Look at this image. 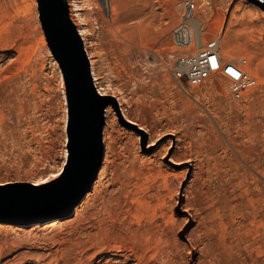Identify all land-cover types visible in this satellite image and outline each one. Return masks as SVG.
I'll return each instance as SVG.
<instances>
[{
	"label": "rangeland",
	"instance_id": "374dc122",
	"mask_svg": "<svg viewBox=\"0 0 264 264\" xmlns=\"http://www.w3.org/2000/svg\"><path fill=\"white\" fill-rule=\"evenodd\" d=\"M35 1L36 8L33 0H0V191L50 187L68 159L66 84L48 41L49 50L39 44L46 34ZM171 1L151 0L157 17L144 40L162 53L153 58L117 33L103 0H81L99 49V81L112 85L136 123L115 98L122 120L106 119L100 171L113 162L132 187L128 196L114 192L101 233L91 228L97 238L82 234L76 219L87 203L101 202L90 201L94 186L72 216L0 223V264H264V176L254 169L264 161V132L252 124L264 112V16L254 10L229 31L237 1L210 0L211 17L201 20L204 42L219 37L223 56L247 58L258 79L236 100L220 76L202 86L173 79L175 61L196 49L174 42L181 16L168 11Z\"/></svg>",
	"mask_w": 264,
	"mask_h": 264
},
{
	"label": "water",
	"instance_id": "95a60500",
	"mask_svg": "<svg viewBox=\"0 0 264 264\" xmlns=\"http://www.w3.org/2000/svg\"><path fill=\"white\" fill-rule=\"evenodd\" d=\"M37 1L43 30L66 84L69 153L61 179L50 187L34 192L21 188L0 191V223L30 214L49 220L72 216L93 189L104 161L105 110L110 104L117 107L115 98L101 95L94 84L90 61L71 19L68 1Z\"/></svg>",
	"mask_w": 264,
	"mask_h": 264
},
{
	"label": "bare ground",
	"instance_id": "6f19581e",
	"mask_svg": "<svg viewBox=\"0 0 264 264\" xmlns=\"http://www.w3.org/2000/svg\"><path fill=\"white\" fill-rule=\"evenodd\" d=\"M67 1H68V5H69V11H70L71 19L75 23L78 30L80 29V25H83V28L81 29L80 35H81L82 40L84 42V47H85V50L87 52V55H88V58L90 61L91 74L93 77L94 84L96 83L95 86H96L97 90L100 92L101 95H111L114 98H116L117 101L119 102L122 113L124 114L125 117H127V114L125 113L124 109L122 108L123 103L121 101V96H118L115 93L111 92L113 90V87L110 83H108L107 81H105L106 83H102L99 81L102 74L100 76L96 70V67H95L96 59L99 60L98 59L99 58V51H98L99 49H98L96 41L94 40L93 33L91 30L92 28L89 27L88 21H87L86 17L84 16L85 12L83 13L84 7H82V4H85V3L81 4V0H67ZM195 1L199 5L198 12H196V4L191 0H184L183 2H180L178 0L177 1H174V0L171 1V6L168 9V11H170L172 15H177V14L182 15L185 12V10L187 9V6H188L187 2H191L194 4L193 19L191 21L192 24L190 25V27H191L190 39H189V36H186L185 40H187V42L186 43H179V41L176 40V38H174V35H173L174 29H173L171 31V35L174 39V42L180 46H183V47L194 46L197 51H203L207 48L206 44L209 41L215 40L218 42L217 47H219L220 53L223 56L222 51H221V44H220L221 39L219 37H216V38L211 39L207 42H204V30H203V24H202L201 20L203 17L206 19L211 17L210 13H212V12H211V8H210V0H195ZM226 1L228 2L230 0H226ZM233 1H237V2L235 4L233 11H232V14H231V21L228 23L229 24V26H228L229 31L232 30L231 28L234 24H236V23L240 24V22L245 19V16L254 10L255 11L260 10V11H258L259 14L264 16V9L262 8V6L260 5V3L257 0H255L253 3L249 2L248 0H233ZM259 1L262 2L263 0H259ZM85 2H88V1H85ZM103 2H104V5H105L107 12H109L111 15L112 25H114V27H115L114 29L117 30V33L121 37H123L125 40H128V41H135V40L140 41V43H142L141 45H143V47L146 46V49H148L147 55H149L153 58L155 57L154 54H158V53L162 54L158 50H156V49L154 50V48L151 45L147 46V43L144 40L146 38L148 40L147 36H148L149 30H150L149 27H151L154 24L153 21H155V20L153 18L157 17L156 13L153 10H151V6H152L151 0H103ZM89 5L90 4H88V5L86 4L85 6H87V8H88ZM33 7L36 8V1L35 0H33ZM118 8L124 9L122 11V13L118 12ZM243 9H244V12L246 14L244 13L243 15H240V17H239V12H240V10H243ZM36 14H37V12H36ZM76 14H77L80 21L78 20ZM199 14L202 15V17H200ZM89 17H87V18H89ZM90 18H92V17H90ZM203 20H205V19H203ZM180 22H181V20H180ZM90 23H91V21H90ZM110 27H112V26H110ZM93 29H94V27H93ZM40 30H41V28H40ZM118 34H116V35H118ZM151 34H153V33L151 32ZM225 37H226V41H225L226 45L224 47V50L226 51V53L230 54L231 49H229V48H232V44H230V41L233 39L230 40V36H228V35ZM39 44L41 46H43L44 48L48 49L47 40H46V37H45L43 31H40ZM148 44H150V43H148ZM229 44L231 46H229ZM195 51H193V52H195ZM49 53L51 54L50 51H49ZM187 54H191V53H186V54L180 55L179 58L185 57V55H187ZM223 59L228 60V61L238 62V63H241L243 60H246V63L244 64V66L251 73V70H250L251 64L247 58H240L238 60H235V59H229V58H226L223 56ZM53 63L55 64V66H57V62L55 59H53ZM173 69H174V67L171 69V75H173ZM172 77H174V76H172ZM101 79H103V78H101ZM173 79L177 82V84H179L180 86H183L181 80L177 81L175 79V77ZM204 84H202V85H204ZM202 85H199V86H202ZM257 85H258V83H257ZM63 88H64V81H63ZM65 92H66V86H65ZM116 99H115V103H116L117 107H115L113 104H110L105 110V117L107 119V124H117L118 120H122V114L120 113V108L118 106V103L116 102ZM115 110H116L119 118L117 117ZM259 114H261V113H259ZM128 120L131 121V123L136 124L134 121L130 120L129 118H128ZM252 124L254 125L253 127L257 131H260L261 133H263L264 132V112H263V115L256 117V120ZM251 129H253V128H251ZM141 130L146 131V129H144V128H141ZM132 131H134V130H132ZM257 131H256V133H257ZM261 133L259 135L262 136L263 134H261ZM103 134H104V132H103ZM141 135H142V131H141ZM253 136H255V135H253ZM262 137L264 138V135ZM103 140H104V135H103ZM152 143H150V144H152ZM105 147H107V145ZM107 149H108V147H107ZM105 150H106V148H105ZM174 161H175V159H174ZM175 162L179 163V160L175 161ZM259 163H261V164H259ZM119 167L120 166H118V168H117V166H115L113 164V162H109L107 160L105 161L104 166L99 173V178L97 177L98 180L96 179L97 181L95 180L96 182L93 184V186H94V194L93 195L94 196H93V198H91L92 200H90V201L96 202L97 200H94V199H100L99 201H101V202L100 203L97 202L98 204H96L94 202L96 204V206L94 205V207H95L94 208L91 206V204L88 200L89 203H87L84 207H82L81 210H79V211L77 210L76 219H77V222H79L78 224H80V226H78V227L81 228V233L85 234V236L88 238H93V237L97 238L98 237L97 236L98 233H96V232L91 233V230H92L91 228L94 227L97 230V232H99L101 230V224H100L99 220H101L100 217L102 215H104L106 213H110L112 215V213L109 212L110 206L108 205V202L109 203L112 202L111 199L116 196V195H114V192L116 191L115 194L116 193L117 194L122 193V195L124 194L125 196L129 195V194L126 195V193H127V190H130L129 187H132L131 181L127 180L128 178H126V176L123 175V170H121V167L119 169ZM254 169L264 176V161L263 162H261V161L257 162V159H256V164L254 166ZM108 187H112V190L108 191ZM136 189H137V187H136ZM119 195H117V196H119ZM113 201H114V199H113ZM115 201H116V199H115ZM131 201H134L133 197H132ZM140 202H137V203H139V204H137V206L138 205L140 206V204H141ZM111 204L112 203H110V205ZM111 209H113V208H111ZM5 226L10 227L9 230L11 228H14V226H11V225H5ZM6 230H8V229H6ZM12 230L13 229H11V231ZM88 230H90V231H88ZM99 233H101V232H99Z\"/></svg>",
	"mask_w": 264,
	"mask_h": 264
},
{
	"label": "built area",
	"instance_id": "2783aa9c",
	"mask_svg": "<svg viewBox=\"0 0 264 264\" xmlns=\"http://www.w3.org/2000/svg\"><path fill=\"white\" fill-rule=\"evenodd\" d=\"M187 3V9L180 15L181 22L173 30L174 38L179 43H186L185 37L189 36L190 39L191 36L190 25L193 19L194 4ZM217 44V41L211 40L206 44L205 50H196L177 59L172 76L177 81L181 80L182 85L187 86H199L214 76H220L227 80L231 97L240 100L245 92L257 86L258 80L245 68L246 60L238 63L223 59Z\"/></svg>",
	"mask_w": 264,
	"mask_h": 264
}]
</instances>
